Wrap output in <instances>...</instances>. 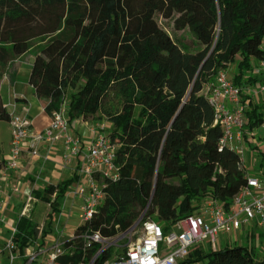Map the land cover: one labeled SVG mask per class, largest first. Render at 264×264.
Returning a JSON list of instances; mask_svg holds the SVG:
<instances>
[{
  "label": "trees",
  "instance_id": "1",
  "mask_svg": "<svg viewBox=\"0 0 264 264\" xmlns=\"http://www.w3.org/2000/svg\"><path fill=\"white\" fill-rule=\"evenodd\" d=\"M158 18L176 32L187 31L192 46L174 39ZM263 39L264 0H0V70L36 40L28 82L44 99V110H58L67 97L69 123L105 116L107 135L118 142L117 178L96 176L104 198L62 241L55 264H104L126 250L86 244L85 236L114 239L153 214L165 233L196 214L204 199L230 203L246 171L237 167L233 150H218L221 128L201 91L234 62V85L259 83L250 73L263 57ZM246 100V127L263 125V104ZM0 119L8 120L1 99ZM75 180L36 192L49 205L48 226ZM158 194L163 198L154 209L151 198ZM15 229L12 239L21 253L38 228L19 216ZM178 264L260 262L245 247L226 244L215 250L195 245Z\"/></svg>",
  "mask_w": 264,
  "mask_h": 264
},
{
  "label": "built area",
  "instance_id": "2",
  "mask_svg": "<svg viewBox=\"0 0 264 264\" xmlns=\"http://www.w3.org/2000/svg\"><path fill=\"white\" fill-rule=\"evenodd\" d=\"M263 57L252 64L254 76L264 72V39L260 45ZM257 96L264 93V82L255 85L240 87L234 85L227 77L225 70H219L213 79L203 88L213 108L215 125L221 128L218 140V150L229 148L238 155L237 167L246 171L244 167L245 152L251 145L250 137L254 132L246 127L244 109L248 101L242 96ZM9 107L8 124L10 128L9 156L6 161L7 169L19 167V155L22 145L26 143L32 156L38 155L41 143L49 147L62 141L65 157H79V180L71 190L72 195H77L82 202L79 207L78 217L82 222L88 220L94 210L104 198L102 185L96 176L116 179L118 168L115 163V151L118 147L117 140L109 138L105 129L106 122L96 124L91 128L92 137L82 142L77 136L70 133L66 109L62 106L50 113V123L38 131L32 127L31 120L26 116L16 113L14 103L3 105ZM16 191L17 188L15 187ZM1 195V188H0ZM36 199L29 192L26 194L21 216H25ZM2 200L0 197V208ZM205 209L201 213L186 216L171 226L173 231L164 233L162 226L151 218L141 223V235L126 246V250L118 258L108 260L104 264H178L184 260L190 249L207 241V248L215 250L221 247L217 236L221 233L239 234L251 228H264V178L259 175H250L246 172L244 184L232 197L228 205L207 198L204 199ZM15 226L11 228L10 236L4 244L6 259L0 264H55L61 254V243L55 242L51 247L45 248L35 241L25 247L23 252H18L12 237ZM250 233V232H249ZM86 244L89 241L103 240L95 233L90 237L85 236ZM166 251L161 253V247Z\"/></svg>",
  "mask_w": 264,
  "mask_h": 264
},
{
  "label": "crops",
  "instance_id": "3",
  "mask_svg": "<svg viewBox=\"0 0 264 264\" xmlns=\"http://www.w3.org/2000/svg\"><path fill=\"white\" fill-rule=\"evenodd\" d=\"M29 51L17 56L6 66V71H3L0 78V99L2 105L14 103L16 113L28 117L31 120L33 129L40 131L49 125L50 114L44 110V99L36 96L34 88L28 82L30 66L34 57V54L26 56ZM257 78L261 82H264V72L257 75ZM201 92L203 93V89ZM67 103L68 98L63 103L65 109H67ZM9 107H6V110H9ZM92 127L87 123V120L82 118L75 119L69 123L70 133L79 137L84 143L92 137ZM109 129L106 127L104 132L107 133ZM9 143L10 128L8 121L0 119V197L2 200L0 208V252L3 251L4 244L10 236L11 228L15 226L17 219L21 216L28 192L36 200L32 203L24 217L32 220L39 229L35 242L45 248L51 247L55 242L61 243L64 239L71 237L73 231L66 236L65 230L67 228L64 227L62 230L56 231L54 235L52 234L53 230H55L53 229L52 222L50 226L47 225L48 203H46L43 220L40 224L35 222L34 218H32L35 206L39 202H45L36 197L35 194L36 192L43 191L48 185H56L76 176V180L70 184L64 196L60 199L59 215H64L65 217L62 209L67 205L69 199H71L72 203L75 201L79 202L78 206L80 207L81 198L71 194V190L79 180L78 167L80 165V158L65 157L62 141H57L50 147L46 143H41L37 156H32L26 143H24L18 159L19 167L17 169H7L6 161L9 156ZM250 146L255 145L251 144ZM252 152L255 153V150ZM15 187L17 188L16 191L14 190ZM54 194H52L51 198L54 197ZM67 216L68 214H66V218ZM57 219L58 217L55 220ZM59 224L58 222L57 227ZM41 232L44 235L40 234Z\"/></svg>",
  "mask_w": 264,
  "mask_h": 264
},
{
  "label": "rangeland",
  "instance_id": "4",
  "mask_svg": "<svg viewBox=\"0 0 264 264\" xmlns=\"http://www.w3.org/2000/svg\"><path fill=\"white\" fill-rule=\"evenodd\" d=\"M158 22L161 26H163L169 33L170 35L178 40L181 44L185 46H192V41H191V35L187 32H176L171 28L170 22L165 21L161 18H158ZM37 41H33L32 44L34 47L30 49L28 54L26 56H29L31 54L35 53L36 46L35 44ZM255 61H253L254 63ZM9 68V67H8ZM0 70V78L2 77V73L5 70L6 71V66L1 68ZM237 71L236 67V62L231 63L227 66L225 69V72L227 74V77L232 81V78L234 74ZM250 74H253V71H251ZM245 86H249L244 85ZM243 88V87H242ZM244 99L249 98L253 103L252 104H263L264 107V93H260L257 96H248L246 93L243 94L242 96ZM67 98V97H66ZM85 120H87V123L91 126H95L98 123L101 122H106L107 127L110 128V122L107 120L105 116L102 115H95L93 117H87ZM254 132V135L250 137V143L255 145L258 149H256L255 153L251 151V147L248 146L249 148L246 149L245 152V162H244V167L246 169V172L250 175H259L264 178V165L260 166V162L262 161V152L264 151V141L262 139L263 131H264V124L251 129L250 132ZM259 150V151H258ZM163 198L162 194H158L156 197L151 198V206L152 208L155 209L157 203H159ZM204 200H202L199 203V208L195 213H201L204 209L205 206L203 205ZM79 202L75 201L72 203L71 199L68 200L67 205H65L62 209V212L65 214L64 215H59L60 211H58L55 214V218L52 221L53 225V235L55 232L62 230L64 227L67 228L65 235L68 236L76 226H78L80 223H82V220L78 217L79 209L78 206ZM46 208V202H39L34 209V214L32 218H34L35 222L40 224V222L43 220V214L44 210ZM66 214H68L66 218ZM154 214L151 216V219L154 220ZM58 217L57 220H55ZM60 223L59 226L57 227V223ZM172 227L168 230L173 231ZM39 231V229H38ZM250 232V233H249ZM166 233V232H165ZM40 234H43L41 232ZM141 235V225H136L132 230H129L127 233L121 234L117 236L114 239L107 240L104 242V247H110L117 245L118 247H126L129 243L135 241L139 236ZM217 239L219 240V243L221 246H225L226 244L229 245H241L248 249L252 253V257L254 261L260 262V264H264V228L263 227H258V228H251L247 232H241L239 234H230V233H221L219 236H217ZM202 248L208 249L207 248V241L203 242L201 244ZM166 251L165 247H161V253H164ZM3 252V253H2ZM1 253L3 254V258L6 259V251L3 249Z\"/></svg>",
  "mask_w": 264,
  "mask_h": 264
},
{
  "label": "water",
  "instance_id": "5",
  "mask_svg": "<svg viewBox=\"0 0 264 264\" xmlns=\"http://www.w3.org/2000/svg\"><path fill=\"white\" fill-rule=\"evenodd\" d=\"M152 197V196H151ZM140 219L141 218H139L136 222H135V224L130 228V230H132L138 223H139V221H140Z\"/></svg>",
  "mask_w": 264,
  "mask_h": 264
}]
</instances>
